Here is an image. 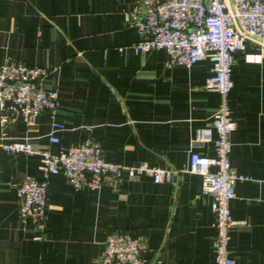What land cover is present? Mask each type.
<instances>
[{
	"label": "crops",
	"instance_id": "0c3cea01",
	"mask_svg": "<svg viewBox=\"0 0 264 264\" xmlns=\"http://www.w3.org/2000/svg\"><path fill=\"white\" fill-rule=\"evenodd\" d=\"M135 3L0 0V64L46 67L47 87L59 91L54 115L43 111L34 124L0 121V141L27 139L35 150L11 153L0 144V264H97L108 233L119 229L145 240L146 264H214L213 194L196 172L162 182L147 174L106 179L98 188H76L52 173L44 225L19 213V182L43 177L41 149L58 152L92 135L105 157L126 165L183 168L193 150L216 155V130L200 136L221 101L206 86L212 61L169 67L165 48L136 50L140 32L126 21ZM263 51L264 42L249 39L233 61L231 158L248 176L231 201L234 264H264V56L248 58ZM56 121L64 127L56 130Z\"/></svg>",
	"mask_w": 264,
	"mask_h": 264
},
{
	"label": "built area",
	"instance_id": "2783aa9c",
	"mask_svg": "<svg viewBox=\"0 0 264 264\" xmlns=\"http://www.w3.org/2000/svg\"><path fill=\"white\" fill-rule=\"evenodd\" d=\"M126 21L137 26L141 35L132 46L142 51L165 48L170 56L169 67L176 64L190 67L203 58L212 61L213 73L207 77L206 86L217 89L221 101L211 126L201 129L200 136L210 139L212 129L216 130V155L193 150L189 164L183 168L147 162L126 165L105 157L100 141L92 135L58 152L41 149L43 177L26 175L18 185L20 216L44 225L49 208L48 177L52 173L62 172L76 188H98L106 179L115 184L125 176L133 179L147 174L155 182H162L173 181L175 174L183 170L196 172L202 176L203 189L213 194L217 231L214 264H234L231 230L235 221L231 201L236 195L237 182L248 176L238 172L232 163V133L237 121L232 114L229 93L233 87L235 54L245 50L249 39L264 42V0H136L134 7L126 11ZM263 56L264 51L248 54L250 60H261ZM48 74V68L20 60L0 64L2 125L20 119L34 124L46 110L55 114L59 91L47 87ZM54 126L58 130L64 124L56 121ZM59 140L56 134L51 135L52 142ZM0 144L11 153L35 151L27 139L0 141ZM146 247L145 240L130 229L110 231L97 264H146Z\"/></svg>",
	"mask_w": 264,
	"mask_h": 264
}]
</instances>
